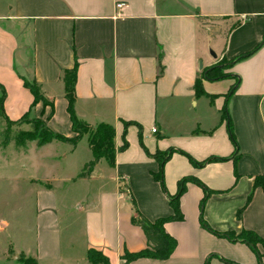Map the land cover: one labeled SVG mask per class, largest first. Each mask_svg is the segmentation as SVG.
Masks as SVG:
<instances>
[{
    "label": "crops",
    "instance_id": "crops-1",
    "mask_svg": "<svg viewBox=\"0 0 264 264\" xmlns=\"http://www.w3.org/2000/svg\"><path fill=\"white\" fill-rule=\"evenodd\" d=\"M260 41L225 69L230 75L201 76L203 67ZM75 60L76 115L113 125L115 163L101 157L78 176L92 158L86 135L76 144L32 140L20 146L28 170L47 171L25 177L35 201L30 234L6 232L11 223L0 215V262L21 264L23 253L38 264H92L87 252L94 248L108 264H264V245L257 244L258 255L245 241L202 225L204 188L193 180L179 198L183 217L164 222L176 239L170 255L124 263L125 253L147 245L132 220L136 210L150 220L171 214L168 196L186 175L212 190L202 209L210 227L235 234L252 229L264 237V184L247 201L254 176L264 174V0H0V93L9 119L27 113L73 136L62 73ZM197 77L204 93L196 94ZM25 81L37 84L53 105L32 104ZM9 145L0 152L5 166ZM168 148L174 150L163 163L164 189L154 176L160 166L154 153ZM188 155L223 158L198 165Z\"/></svg>",
    "mask_w": 264,
    "mask_h": 264
},
{
    "label": "trees",
    "instance_id": "trees-1",
    "mask_svg": "<svg viewBox=\"0 0 264 264\" xmlns=\"http://www.w3.org/2000/svg\"><path fill=\"white\" fill-rule=\"evenodd\" d=\"M261 43L262 41L257 43L252 50L242 52L232 59L221 58L219 62L213 65H210V66L203 67L201 70V76H204L210 79H219V78L230 75L229 72L223 71V69L229 67L234 61L249 55L253 50L257 49L261 45ZM76 68H77V61L75 60L74 65L71 68L64 69L62 73V79L64 81L65 96L68 101L67 110L70 116L72 129L75 132V134L73 136H67L60 132L53 131L46 125L44 120L38 117H28L26 113L16 120L17 121L26 120L27 122H29L30 127L25 128V129H19L16 132L13 139L15 143L19 146H25L27 142L32 141V140H34L37 145H42L52 140H61V141L69 142L72 144H76V142L78 141L80 137H82L83 135H86L88 144L92 151V158L89 159L83 165L81 171L77 174L78 176H85L90 173L95 163L101 157H105L110 165H114L115 152H116V146H115V141H114L115 130H114L113 125L110 123L100 121L93 125L79 118L76 115L75 108H74V100H75L74 84H75V78H76ZM238 81H239V78L238 76H236V80L230 86L229 90L226 93V96L231 95V93L236 88ZM25 83L26 85L30 87V90L33 93L32 104H34V102H36L37 100H42L43 103H46V104L48 103L51 106L53 105L52 101L49 100L47 97H45L41 93L40 88L37 84L30 83L28 81H25ZM194 88H195L196 94L204 93V89L202 87L200 77L196 78L195 83H194ZM4 94H5L4 90L2 89L0 93V113L4 116L6 120V124L9 126V124H13L14 122L13 120L9 119L3 113ZM224 110H225L224 113L227 119V126H228V131L230 134V138L235 145V149L238 150V144L236 142V138H235V135L232 129V122H231L230 115L227 109H224ZM130 122L131 121H126V123H130ZM8 126H6L5 132H4L6 140L10 138L8 136L9 134ZM139 129H141L140 125H139ZM126 143L127 141L124 140V145ZM173 150L174 149L172 148H168L166 150L157 151L154 153V156L157 157L160 162L159 169L157 172L154 173V176L156 179L160 181L164 189H165V184L163 180V163L168 159V157L171 155ZM237 155L238 153H236L234 156L238 157ZM188 156L194 163L198 165H202L203 163L211 161V160L223 158V157H218L215 155H209L202 160H196L190 155ZM188 180H193L199 183L204 188V195L200 202V221L202 225L219 235L226 236L227 238L231 240L239 239V240L245 241L252 247V249L258 255H260L257 244L260 243L264 245V237L258 234L256 231L252 229L243 228L239 233L235 234L234 232L228 231V230L217 231L208 225V223L202 216V209H203L205 200L207 199L209 194L212 192V190L208 188L198 178L192 175H186L178 179L176 192L174 194H169L168 196L169 203L173 210L171 214L166 215V216H159L153 220H150L147 217H145L143 214H141L138 210H136V214L132 218V220L134 223H136L142 228L145 234V237H146L147 245L137 251L125 253L124 263L127 262L128 260H131L139 256L166 258L170 255V253L172 252L176 244V239L164 229V222L170 219H181L183 217L182 211L180 209L179 198L182 192L185 190L186 182ZM259 184H264V174H257L254 176L252 190L247 196V201L250 199L253 189ZM242 209L243 207L239 208L237 211V214L239 217L241 215ZM87 255L92 264H98L100 262L108 264L107 256L104 253H102L100 250L89 248ZM18 260L21 262V264H38V262L36 261L34 257L25 256L23 253H20L18 255ZM227 261H230V260H227ZM206 264H208V262H206Z\"/></svg>",
    "mask_w": 264,
    "mask_h": 264
},
{
    "label": "rangeland",
    "instance_id": "rangeland-1",
    "mask_svg": "<svg viewBox=\"0 0 264 264\" xmlns=\"http://www.w3.org/2000/svg\"><path fill=\"white\" fill-rule=\"evenodd\" d=\"M210 52L215 53L214 49L210 47ZM213 51V52H212ZM219 62V60H218ZM226 68L223 69V71ZM13 124H6L4 116L0 113V152H4V145L11 141L12 154L7 155V165L5 166L4 157L0 158V215L5 216L10 221V227L7 228L6 232L10 231L20 238V236H26L30 234L31 225L34 218L35 201L34 194L30 189L25 177L29 174L33 175H44L47 169L28 170L29 166H26L27 162L25 158L20 154L21 147L17 145L13 139L16 132L19 129L29 128L30 124L26 120L17 121L13 120ZM9 127L10 137L8 140L5 139V128ZM49 153V150H45ZM45 153V152H44ZM71 166H65L63 173H69ZM61 168H59L60 170ZM66 175V174H61ZM28 185V186H27ZM60 187V182L56 184ZM58 193L61 194L62 190L58 188ZM28 226V228H27ZM4 264V262H0Z\"/></svg>",
    "mask_w": 264,
    "mask_h": 264
},
{
    "label": "built area",
    "instance_id": "built-area-1",
    "mask_svg": "<svg viewBox=\"0 0 264 264\" xmlns=\"http://www.w3.org/2000/svg\"><path fill=\"white\" fill-rule=\"evenodd\" d=\"M122 4H123V2H116V6H118V7L121 6ZM151 130L152 131H155L156 130V127L152 126L151 127Z\"/></svg>",
    "mask_w": 264,
    "mask_h": 264
},
{
    "label": "water",
    "instance_id": "water-1",
    "mask_svg": "<svg viewBox=\"0 0 264 264\" xmlns=\"http://www.w3.org/2000/svg\"><path fill=\"white\" fill-rule=\"evenodd\" d=\"M212 52H213V51H212ZM213 54L216 55L214 52H213ZM200 66H201V64H200Z\"/></svg>",
    "mask_w": 264,
    "mask_h": 264
}]
</instances>
